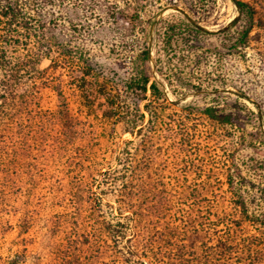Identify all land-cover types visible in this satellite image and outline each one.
<instances>
[{"label":"trees","instance_id":"trees-1","mask_svg":"<svg viewBox=\"0 0 264 264\" xmlns=\"http://www.w3.org/2000/svg\"><path fill=\"white\" fill-rule=\"evenodd\" d=\"M57 1L58 11H47V7ZM233 1L250 23L241 33L243 40L258 12L246 1ZM208 2L0 0V134L6 138L5 134L13 136L18 133L21 137L24 131L35 130L36 117L25 121L19 116L21 111L31 107L40 89L45 88L54 90L60 100H64L53 117L56 142L58 127L63 141H72L77 134L86 131L84 126L88 122L72 113L66 102L64 74H48L52 69L66 71L68 82L79 92L84 106L90 111L98 102L103 110L102 116L97 117L101 124H105V129L108 125L123 123L124 133L133 137L123 140L115 149L116 166L101 173L103 179L98 187L105 188L100 192L88 188L93 197V211H101L103 206L111 210L109 220L105 219L103 225L101 238L105 239L98 252L111 256L114 262L109 264H258L264 260L262 243H251L256 252L252 245L245 249L238 245L239 250L235 249L238 241L234 231L244 223L254 225L260 231L264 229V215L250 212L239 167L230 158L224 162L223 181L217 174H207L203 179L206 171L196 160L199 155L192 146L195 131L189 120L198 113L216 124L240 128L246 125L245 116L240 109L222 112L217 97L213 98L214 103L202 108L192 104L180 106L179 99L184 94H178L175 88L182 91L181 86L186 88L187 85H175L169 78H158V73L164 74L158 66L160 58L154 56L153 25H159V39L167 47L176 30L182 31L186 27L170 22L168 17L162 16L164 12L176 9L192 22L190 14L199 13L201 6L206 7ZM55 21H58V31ZM105 25L114 31L122 50L136 54L130 58L118 54L113 64L97 62L87 43L95 30ZM193 29L197 34L206 31L202 27ZM80 39L84 40L78 44ZM238 43L240 46L244 44L243 41ZM116 51V48L111 49L113 55ZM45 59L50 65L42 68ZM169 91L176 93L177 100H170ZM10 104L17 105L16 114L9 108ZM9 120L14 122L9 123ZM3 142L0 140V145ZM163 147L171 150L170 163L175 165L173 172L175 179L182 184L180 189L164 190L155 178L160 162L169 161L163 160ZM227 156L232 157V154ZM127 161L137 163L132 173L126 168ZM120 167L125 169L122 171ZM190 176L197 177L200 182L187 185ZM119 183V188H115ZM213 184L227 186L225 197L232 210L224 211L223 217L220 214L211 216L212 213L202 206L210 200L209 192L205 191ZM110 193L115 195V200L104 202L105 195L111 197ZM75 197L74 206L81 208L85 195L76 194ZM168 215L172 218L169 219ZM168 241L179 245L170 257H166L162 249V244ZM214 241L217 245L210 246L211 254L208 252L207 257L202 256L200 245ZM73 242L77 243L78 239L74 238ZM104 245L109 249H104ZM74 249L80 251L77 244ZM190 253L192 258H188ZM248 257L249 263L245 261ZM73 258L69 256L67 264H94L82 263L77 253Z\"/></svg>","mask_w":264,"mask_h":264},{"label":"rangeland","instance_id":"rangeland-1","mask_svg":"<svg viewBox=\"0 0 264 264\" xmlns=\"http://www.w3.org/2000/svg\"><path fill=\"white\" fill-rule=\"evenodd\" d=\"M242 1L250 3L258 12L243 40L241 33L250 23L233 0H209L206 7L201 6L199 13L190 14L192 22L176 9H168L162 16L186 29L176 30L172 42L164 47L159 39V25L154 24L152 38L154 56L160 58L158 66L164 74L158 73V78H169L175 85H187L186 88L181 86L182 91L175 88L178 94H184L178 105L192 104L202 108L214 103L213 98L217 97L222 112L240 109L245 116L246 125L240 128L216 124L198 113L189 120L195 131L192 146L199 155L196 160L206 171L203 179L207 174H217L223 181L224 162L233 158L244 178L240 181L250 212L264 215V0ZM48 10L58 11V1L48 6ZM54 24L58 31V21ZM193 27H202L206 31L197 34ZM93 34L87 44L92 57L101 64H113L118 54L125 58L136 54L122 50L116 34L107 25L97 28ZM83 40H77L78 44ZM240 41L244 42L242 46ZM112 48L117 49L114 55ZM49 65L50 61L46 59L41 63L42 68ZM55 71L49 69L48 74H64L66 102L72 113L88 122L84 126L86 131L77 134L72 141H63L58 127L56 142L53 117L64 100H60L54 90L45 88L40 89L31 107L21 111L19 116L25 121L36 117L35 130L28 129L21 137L18 133L5 134L6 138L0 134V140L4 141L0 145V264H67V258L70 256L74 260L76 253L82 263L114 262L109 254L98 253L105 239L101 238L103 225L105 219L109 220L111 210L103 206L101 211H93V197L88 188L93 192L105 188L98 187L103 179L101 173L116 166L115 149L123 140L133 137L124 133L123 123L106 125L105 129V124L97 117L102 116L103 110L98 102L90 111L84 106L79 92L68 82L66 71ZM168 95L170 100L178 98L170 91ZM9 108L17 113V105L10 104ZM163 148V160L169 161L160 162L155 178L164 190L180 189L182 184L173 172L175 165L170 163L171 150ZM228 154L232 157L228 158ZM126 164L131 173L137 168L135 161ZM198 182L197 177L190 176L187 185L194 186ZM115 186L119 188L120 183ZM226 191V185L218 184L205 191L209 192L210 200L202 206L212 213L211 216L220 214L223 217L224 211L231 212ZM76 194L85 195L81 208L74 206ZM109 195L111 197L105 195L104 202L115 200L114 194ZM168 218L172 216L168 215ZM257 228L244 223L234 231L238 241L236 251L238 245L241 249L252 245L255 251V243L264 244V229ZM74 238L78 239L77 243L73 242ZM75 244L80 251L76 252ZM162 245L166 257L179 248L169 241ZM214 245H217L216 241L200 245L202 256L211 254L210 246ZM104 249L109 248L105 246ZM191 254L188 258H192ZM245 261L249 263V257ZM258 264H264V260Z\"/></svg>","mask_w":264,"mask_h":264}]
</instances>
